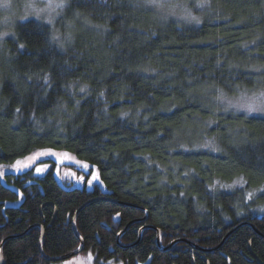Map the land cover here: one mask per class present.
Returning <instances> with one entry per match:
<instances>
[{"label":"trees","instance_id":"obj_1","mask_svg":"<svg viewBox=\"0 0 264 264\" xmlns=\"http://www.w3.org/2000/svg\"><path fill=\"white\" fill-rule=\"evenodd\" d=\"M207 1L209 15L191 7L204 15L195 26L142 0H68L65 17L98 30L78 26L65 49L43 23L14 26L0 57V166L66 151L101 185L4 174L2 264L60 263L47 258L78 249L74 217L83 249L70 260L264 264V117L223 113L207 92L262 87L264 0ZM204 139L216 148L190 149ZM147 226L160 231V249L154 230L139 234ZM182 240L193 247L161 251Z\"/></svg>","mask_w":264,"mask_h":264},{"label":"rangeland","instance_id":"obj_2","mask_svg":"<svg viewBox=\"0 0 264 264\" xmlns=\"http://www.w3.org/2000/svg\"><path fill=\"white\" fill-rule=\"evenodd\" d=\"M151 7L159 16L165 19L178 21L186 25L198 26L201 22V17L198 13H206L209 2L207 0H142ZM61 0H51L53 8H49L50 0H8L10 7H0V57L5 46V41L13 38V29L18 22L26 20H33L45 24L51 31L52 40L61 48L65 49L73 43L74 36L77 33L78 26L83 31L98 30L97 27L81 20L77 16H72V19L65 17V9L68 0H63V8H55V4L60 3ZM191 3L192 5H190ZM194 6L196 8H194ZM192 7V8H191ZM69 18V19H68ZM51 20V23H49ZM256 75L259 83L263 84L257 91H243L236 97H228L220 91L209 89L207 92L217 94L218 99L214 103L221 109L223 113H232L239 116L247 117H264V112H252L241 110V105H252L256 108L264 107V68L256 70ZM215 92V93H214ZM204 97V96H203ZM191 134V132H190ZM195 138L193 135L188 136ZM192 140V139H190ZM194 141V140H193ZM216 148V143L213 140L194 141L191 150H210ZM38 153H47L45 155H37ZM55 153V155H52ZM36 157L35 160L29 158ZM28 164L29 167H22L17 165ZM12 164L0 166V179L6 173L22 174L29 170H33L34 175L42 176L47 172H52L57 182L64 188H86L92 189L95 185H101V182L94 177H98L96 168L89 163L78 159L72 153L66 151L42 149L37 150L18 160ZM87 165V168L84 166ZM40 169V171H37ZM73 173L75 175H73ZM83 177V180H80ZM91 181V184L88 183ZM242 186L241 181H237L231 185L233 187ZM229 188V189H231ZM228 190V187L225 189ZM230 191V190H229ZM92 260L83 259V257L68 259L57 264H93ZM109 264V263H106Z\"/></svg>","mask_w":264,"mask_h":264},{"label":"water","instance_id":"obj_3","mask_svg":"<svg viewBox=\"0 0 264 264\" xmlns=\"http://www.w3.org/2000/svg\"><path fill=\"white\" fill-rule=\"evenodd\" d=\"M146 214H145V218L143 220L146 219ZM245 225H249L247 223H243L241 225H239L238 227L236 228H240L242 226H245ZM127 228V227H126ZM144 229H152L155 231L156 233V246L160 249L161 246H160V243H159V238H160V231L156 228H153V227H144L143 229H141L139 231V234L144 230ZM72 230H73V233L74 235L77 237V240L79 241V247L76 251H73L69 254H66L64 256H60V257H54V258H47V261H51V262H61V261H65V260H68L76 255H78L82 249H83V243H82V240L80 239V237L78 236L77 232H76V229H75V217L73 218L72 220ZM231 234V232L227 235V237ZM42 238V237H41ZM118 239V237H117ZM40 242H41V239H40ZM180 242H183V243H186L188 244L190 247H193L191 243H189L188 241L186 240H182V241H174L173 243H171L169 246H167L166 248L164 249H161V251H166L168 249H170L174 244H177V243H180ZM199 252L201 251L202 253H208V252H212V250H203V249H197ZM0 264H2V261H1V256H0Z\"/></svg>","mask_w":264,"mask_h":264},{"label":"snow or ice","instance_id":"obj_4","mask_svg":"<svg viewBox=\"0 0 264 264\" xmlns=\"http://www.w3.org/2000/svg\"><path fill=\"white\" fill-rule=\"evenodd\" d=\"M0 7H3V8L10 7V4L8 3V0H0ZM48 7L49 8H53V4L51 3V0H50V3L48 5ZM54 7L55 8H63L64 7L63 0H61L60 3L55 4ZM49 23H51V20H49ZM21 47H23V45H21ZM81 91H83V89H81ZM241 110L247 111L249 113H252V112H264V107L256 108V107H254L252 105H247V106L241 105ZM17 111H19V109H17ZM45 154H47V153H38L37 155L39 156V155H45ZM52 155H55V153H52ZM29 159L35 160L36 157H31ZM17 165H20L22 167H29L30 166L28 164L21 165V162H19V161L17 162ZM84 167L87 168V165H85ZM37 171H40V169H37ZM73 175H75V174L73 173ZM94 179H98V177H94ZM80 180L82 181L83 177H80ZM88 183L91 184V181H88Z\"/></svg>","mask_w":264,"mask_h":264}]
</instances>
